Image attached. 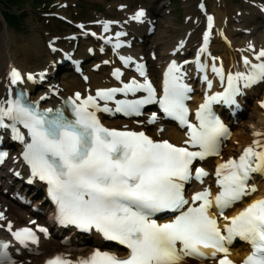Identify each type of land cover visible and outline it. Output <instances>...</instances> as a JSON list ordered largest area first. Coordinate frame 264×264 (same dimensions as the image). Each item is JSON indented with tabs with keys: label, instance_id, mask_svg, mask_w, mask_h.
Segmentation results:
<instances>
[{
	"label": "snow or ice",
	"instance_id": "1",
	"mask_svg": "<svg viewBox=\"0 0 264 264\" xmlns=\"http://www.w3.org/2000/svg\"><path fill=\"white\" fill-rule=\"evenodd\" d=\"M144 15L140 10L133 19L140 20ZM208 19L211 27L212 18ZM261 57H264V50L256 59ZM121 59L126 64L131 60ZM244 63L247 65L250 61L245 58ZM137 71L146 76L143 65H137ZM178 71L173 62L165 74L164 96L159 103L166 115L190 129V140L185 143L199 146L201 151H189L168 140H153L142 131L109 129L101 124L95 111L89 110L108 112L109 108H100L97 98L109 101L117 92L143 90L148 93L146 98L134 102L117 101L115 109L125 115H139L140 106L155 101L156 90L147 79L143 84L133 80L121 89L98 90L95 97L88 96L84 100L77 93L71 101L73 119L59 109L40 112L26 106L20 98L9 101L7 108L0 107V125L6 116L29 129L31 143L24 156L33 175L49 184L50 195L58 205L60 222L75 224L85 231L95 229L105 240L115 241L128 249L125 257L97 249L90 256L75 261L57 254L46 264H182L187 257L217 259L218 255L217 264H235L228 258L230 253L226 246L234 238L252 247L242 264H264V199L252 202L237 215L223 216L224 209L250 191H256L255 188L249 190L246 182L251 173L264 170V151L250 146L238 161L230 159L217 168V184L221 191L214 203L223 219L228 221L223 229L227 235L222 234L217 218L210 211L213 200L208 189L193 195V203L201 202L198 206L183 210L189 204L184 196V182L191 178L193 161L216 154L217 137L227 130L209 111L211 100L218 97L200 106L196 114L200 121L198 128L188 122L184 101L190 89L180 82ZM213 71L222 75V69L214 67ZM11 75L13 84L20 80L15 70ZM113 75L119 79L122 73L116 69ZM237 79L246 80L248 85L264 80V63L252 65L247 76L228 77L229 89L220 97L226 103H232V97L239 92L235 86ZM254 144L259 146V141ZM3 155L0 154V160ZM195 172L197 179L207 175L201 168ZM164 212L179 214L162 224L152 219L155 214ZM8 230H12L11 224ZM39 231L47 232L44 228ZM12 235L25 247L27 241L38 242L30 228L19 229ZM0 247L7 249L8 244H0ZM6 262L12 264L6 253H0V264Z\"/></svg>",
	"mask_w": 264,
	"mask_h": 264
},
{
	"label": "rangeland",
	"instance_id": "2",
	"mask_svg": "<svg viewBox=\"0 0 264 264\" xmlns=\"http://www.w3.org/2000/svg\"><path fill=\"white\" fill-rule=\"evenodd\" d=\"M68 1L69 3L73 1L76 5L69 4L65 6V4L63 5L59 0H43V2L47 3V6H50L53 2L47 13L43 11V9L32 7L31 0H21L19 5L14 7L15 10H19V7H25L28 12V16L20 31L10 28V32L15 35L17 41V49L15 50L17 54L32 50L33 47L31 43L35 35H37V40L43 38V40H47L48 42H57L58 37H61L64 42L72 43L74 41L72 39L73 36H75L74 32L77 25L81 27L85 22V17L82 15L90 14L91 12L94 13L95 10L90 4V0H85L84 5L80 0ZM107 2L111 3L112 1L107 0ZM232 7L236 9L235 5H232ZM69 14H71V16ZM163 14L158 29V34L160 35H170L171 33L174 35L181 34L182 22L187 15H191L192 18V20L188 22V25L199 22L196 19L195 7L192 6V1L190 0H178L173 7H165L163 9ZM229 17L232 19V15ZM167 23L171 25L168 29L165 28V24ZM3 30L4 26L1 24L0 51H2L1 43L3 41ZM200 31V29L196 30L193 40H199L197 34ZM73 47L74 45H72V48ZM49 56L50 55L47 54V58H49Z\"/></svg>",
	"mask_w": 264,
	"mask_h": 264
},
{
	"label": "bare ground",
	"instance_id": "3",
	"mask_svg": "<svg viewBox=\"0 0 264 264\" xmlns=\"http://www.w3.org/2000/svg\"><path fill=\"white\" fill-rule=\"evenodd\" d=\"M214 11L216 12L215 13V16H211L212 18V22H211V27H209V23H208V27H207V31H211L212 33H216L219 35V38L221 39V41L225 42H221V41H217L218 43L221 44L222 47H224V52H227V53H224L223 56L225 55L224 58H221V57H218V58H215L214 60H209V59H206L205 60L211 65V64H214V65H217V66H226L227 64H230L232 62V58L233 56L230 54L229 50H228V47L226 45V42L227 41H230V35H229V32L230 34L232 35L233 34V31L232 30H229V32L227 31V28L224 27L223 25V20H224V17L226 14H228V10H227V7L225 6H222V5H218V6H214ZM217 19L219 21H217ZM243 19H246V17H243ZM126 32H128V27H121L119 29H115L114 28V33L116 35H124ZM165 38V36H163ZM233 37V36H232ZM177 43L181 44V46H185L187 48V46L189 45V43H187L188 41L186 39H179L176 41ZM42 45H45V43H41ZM4 47L5 49H8V53L11 54L12 58H13V64H16V65H20V63L22 61L24 62H28L29 60L31 61L32 59H35V58H38V57H41L39 55V50L37 49L35 52L31 53V54H27L28 51L26 52H23L22 53V58H18L15 54V48H14V35L11 34V33H5L4 34ZM129 48V47H128ZM134 50L138 51V46L135 44L134 45ZM185 48V49H186ZM229 52V54H228ZM7 56L4 55L2 59H0V77L3 75L4 73V70L6 69V66H7ZM227 62V63H226ZM32 63H34V61H32ZM29 68H33L34 70L36 69H40V67L38 66H35V67H31L29 66ZM129 76V74L127 75ZM102 78H105L103 76L99 77V78H96L95 80H100ZM94 85H97V83H94ZM81 89L84 88V84H82L80 86ZM2 93H0L1 95ZM258 116L261 118V122H258V123H255V126H256V129H261L262 130V125L264 126V116L262 114V112H260L258 114ZM117 121H120V120H108L109 123L111 124H114L116 123ZM126 122V121H124ZM261 125V126H260ZM235 134L237 135V140H239L241 143H243L244 141V137H245V132H241V131H238L236 130L235 131ZM163 135H166V136H171L174 140H176L177 142H181V140L183 139V134L182 132H178L177 129L175 127H169V128H166ZM223 156L220 157V159L222 158ZM259 188H260V191H258L254 196H259L260 193H262V191L264 190V180H260V182L258 183L257 185ZM200 188H207L206 185H203V186H200ZM211 190L213 188H210ZM26 217V213H21L20 216L18 217L17 216V212L15 211V209L11 206L10 210H9V213L7 214V218L8 219H11L13 221H18L19 224H22V219ZM28 220V219H27ZM219 223H220V227H223L224 224H227L228 221H226L225 219H218ZM97 237H99L100 239V236L97 235ZM64 249L66 250H74V249H81L82 247H79V246H75L73 243H71L70 245H64L63 246ZM241 249V248H240ZM240 249H235L233 250V254L231 255V257L233 259H237L240 257L241 253H239V250ZM52 252L51 249L47 248L46 251H45V254L44 256H48L50 253ZM229 253L231 254L232 252L229 251ZM220 257L218 256L217 259H219ZM217 259H214L213 261H210L209 263L207 264H213V263H216ZM182 264H202L201 262H185V263H182Z\"/></svg>",
	"mask_w": 264,
	"mask_h": 264
}]
</instances>
